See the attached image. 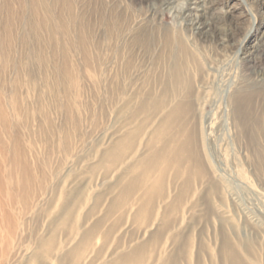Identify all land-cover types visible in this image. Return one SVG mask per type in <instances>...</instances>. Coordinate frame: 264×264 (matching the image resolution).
Returning a JSON list of instances; mask_svg holds the SVG:
<instances>
[{
	"label": "rangeland",
	"instance_id": "rangeland-1",
	"mask_svg": "<svg viewBox=\"0 0 264 264\" xmlns=\"http://www.w3.org/2000/svg\"><path fill=\"white\" fill-rule=\"evenodd\" d=\"M202 5L0 0V264H264V0ZM178 62L195 157L143 182Z\"/></svg>",
	"mask_w": 264,
	"mask_h": 264
},
{
	"label": "bare ground",
	"instance_id": "bare-ground-1",
	"mask_svg": "<svg viewBox=\"0 0 264 264\" xmlns=\"http://www.w3.org/2000/svg\"><path fill=\"white\" fill-rule=\"evenodd\" d=\"M193 3L195 4V7H193V8H195L198 12L204 11V7L202 5V0H193ZM199 16L200 15H198V17ZM196 23L199 24L197 26V28H202V26H203L202 24L203 23H201L200 20H197ZM183 73L184 72H183V68L181 66V63L178 62L177 65H175L173 67L170 65L169 78L167 80V84L165 83V85H164V87H163V89L161 91L162 95L158 96V97H155V96H152V92H149V95H151V96H148V101H146L147 103L145 102L144 105H143V107L152 105L153 107H155V108L158 107V109H159V107L161 108L162 105L164 104V100L165 99H168L169 97H171L173 99V101H175L173 106L170 108L169 112L167 113V115H165L164 118L159 123V126L154 131L151 139L148 141V146H150L151 150L153 151L151 156H148L147 159L142 158L141 161L139 162V165L137 166L138 167L137 170L141 169L140 173H141V179L143 180V182H145L148 179V177L151 176L153 169L155 167H157L161 163L169 164V163L172 162V158H173L175 160H178V162H179V159H180V162L182 164L184 162V157H186L185 156L186 154H187V156L195 157V153L190 151V147H189V145L191 144L192 137L191 136H187V138H184V139H181V140H177V138L175 136V133H174V131L178 130L179 117L181 115H183V113L188 114V113L192 112L193 108H194V105H193V94H190V96H187L186 99H182L180 94H179L180 86L182 85V82L184 81ZM186 85H189V82H186ZM190 87L191 86H189L188 88H190ZM239 100H240V98H239ZM0 110H1V107H0ZM133 132L129 133L126 137L124 136L123 139L120 138V141L118 140V142H116L117 144H116V146L115 145L114 146H115V151H117V152H115V154L121 155L124 152V150L127 148V146H129L131 144V142L134 139ZM165 139H167V140H165ZM162 140H164V145L162 146L163 150H160L158 152L159 148L156 149L157 148V143L161 142ZM111 152L113 153V151H111ZM169 154L171 155L172 158L166 159V156L169 155ZM169 166H170V164H169ZM179 168H178V170H179ZM162 170H165V168L162 169ZM189 172L192 174V169H190ZM164 174H166V173H164ZM24 178H25V175L23 176V179L21 178L22 184H24ZM162 178L163 177L161 176L156 181L158 182ZM190 179L191 178H189V180ZM137 180H138V178L132 179L131 182L125 187L124 192L122 190V192L124 193L123 197L126 196L125 194H127L130 190L134 189L138 185V181ZM126 184H127V182H126ZM149 192H150V190L147 189L146 193H149ZM114 204H117V203H114ZM148 206L149 205L148 204L146 205V203L142 206L141 212L139 211L138 218H139V216H141V218H142V216L145 215V212L148 213ZM174 207H175L174 205L171 206V208H174ZM110 209H111V207H110ZM113 211L115 212L114 209H113ZM70 214H69V216H70ZM66 221L68 222V219ZM67 222H65V223H67ZM230 246L227 243L225 244V247H226L225 248V252H224L225 258L227 259V261H230L232 264H241V261L238 259V257L236 256L235 252L233 251V249ZM140 247H142V246H140ZM139 250H141V249H139ZM131 255H132V253H131ZM131 255H130V257H131ZM131 258H128V261L131 260ZM125 262H127V261H125Z\"/></svg>",
	"mask_w": 264,
	"mask_h": 264
}]
</instances>
